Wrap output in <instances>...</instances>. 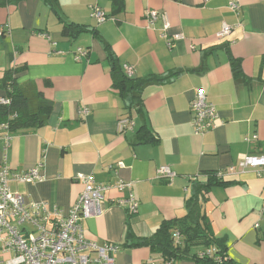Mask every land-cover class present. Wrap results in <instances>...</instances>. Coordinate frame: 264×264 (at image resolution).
<instances>
[{
  "label": "crops",
  "instance_id": "crops-1",
  "mask_svg": "<svg viewBox=\"0 0 264 264\" xmlns=\"http://www.w3.org/2000/svg\"><path fill=\"white\" fill-rule=\"evenodd\" d=\"M124 1L118 15L110 0H57L61 18L42 0L0 9V99L6 97L5 73L25 67L19 82H35L54 104L44 127L0 131V167L5 156L13 173L40 167L42 182H11V190L65 213L83 191L79 175L104 184L131 182L136 214L117 204L129 192L112 191L102 214L82 224L88 240L119 247L117 264H142L156 256L146 247L125 246L129 233L132 243L151 237L164 221L186 215L193 183H206L208 174L248 155L264 156V0H237V12L231 0ZM95 6L107 16L104 23L91 17ZM151 11L167 16L170 38L181 37L171 49L162 21L148 22ZM62 19L89 30L66 37ZM223 23L232 31L219 38ZM106 47L122 67L133 68L134 78L151 80L130 115L113 88ZM80 48L87 55L76 60ZM233 61L240 64L238 77ZM200 90L218 113V128L204 135L195 134L191 112ZM126 118L134 126L120 132L118 123ZM4 135L10 138L7 151ZM161 166L177 174L172 183L157 178ZM222 180L225 185L214 186L204 205L214 234L226 240L235 263L264 264V169Z\"/></svg>",
  "mask_w": 264,
  "mask_h": 264
},
{
  "label": "built area",
  "instance_id": "built-area-1",
  "mask_svg": "<svg viewBox=\"0 0 264 264\" xmlns=\"http://www.w3.org/2000/svg\"><path fill=\"white\" fill-rule=\"evenodd\" d=\"M237 0H231L230 9L240 10ZM91 17L99 23L106 21V15L99 7L91 10ZM148 22L154 25L159 20L163 23V37L168 48L173 47L174 39L167 35L170 22L166 15H160L157 11H151L147 15ZM232 27L223 23L222 30L218 33L219 38L227 37ZM1 35V33H0ZM50 38L48 35H44ZM76 60L86 56L87 52L80 48L77 50ZM126 75L134 77V70L127 65L124 66ZM6 98L0 99V104H7ZM194 131L197 135H204L218 128V113L215 105L208 103L205 91L200 90L191 102ZM81 113L87 115L88 109H82ZM134 122L122 119L118 123L120 132L132 129ZM8 131L6 124L0 125V131ZM6 151L9 147L10 138L4 135ZM251 140L256 141L257 136ZM0 167V264H117L114 255L118 253L119 247L113 244L98 245L85 237L83 221L99 217L102 214V203L105 194L116 191L121 195L129 192L128 197H121L117 204L126 207L130 214H136L139 202L132 194L133 184L123 179H117L113 184L98 183L93 176L79 175L78 180L83 184V191L76 203L68 213L59 209L50 210L46 203L31 201L27 196L13 192L10 188L11 182L34 183L42 182L44 177L40 167H35L22 173H13L7 163ZM123 164L118 165V169ZM246 169H264V156L248 155L237 165L231 166L226 171L217 172L219 179L226 175H233ZM157 178L172 183L177 174L169 166H161L157 170ZM176 243L181 241V234L174 233ZM213 249L199 253V257L212 255ZM3 257H6L5 259ZM175 261H164L159 257H152L142 264H175Z\"/></svg>",
  "mask_w": 264,
  "mask_h": 264
},
{
  "label": "trees",
  "instance_id": "trees-1",
  "mask_svg": "<svg viewBox=\"0 0 264 264\" xmlns=\"http://www.w3.org/2000/svg\"><path fill=\"white\" fill-rule=\"evenodd\" d=\"M25 0H0V9L16 7ZM54 11L59 18L57 0H42ZM113 15L124 11V0H110ZM107 18V16H106ZM63 35L75 38L89 29L86 26L70 23L62 19ZM5 32L2 33L4 35ZM97 35V33H96ZM108 62L111 67L113 88L119 92L124 101V108L130 115L135 107L141 106V94L144 87L151 80L129 78L120 65L110 47L105 49ZM232 68L236 77L242 73L240 64L233 61ZM25 67L11 68L5 73L2 80V88L6 93L7 104H0V125L6 124L9 133L35 131L44 127L52 113L54 104L45 98L39 86L33 81L19 82ZM46 84H48L46 82ZM147 143L155 140L147 139ZM217 185H225L216 173L208 174L206 183L196 182L192 184L191 197L187 199L186 215L183 218L164 221L158 230L148 238L137 239L128 234L125 246L146 247L164 261L192 260L197 264H237L228 257V248L225 239L217 238L214 234L212 223L204 211L207 196L211 189ZM181 234V241L176 243L174 233ZM213 249L212 255L199 257V253Z\"/></svg>",
  "mask_w": 264,
  "mask_h": 264
}]
</instances>
